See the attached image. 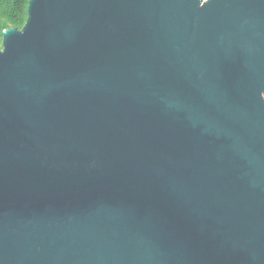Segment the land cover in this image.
<instances>
[{
  "label": "water",
  "instance_id": "95a60500",
  "mask_svg": "<svg viewBox=\"0 0 264 264\" xmlns=\"http://www.w3.org/2000/svg\"><path fill=\"white\" fill-rule=\"evenodd\" d=\"M0 264H264V0H30Z\"/></svg>",
  "mask_w": 264,
  "mask_h": 264
},
{
  "label": "trees",
  "instance_id": "16d2710c",
  "mask_svg": "<svg viewBox=\"0 0 264 264\" xmlns=\"http://www.w3.org/2000/svg\"><path fill=\"white\" fill-rule=\"evenodd\" d=\"M30 0H0V48L4 31L17 28L22 30L28 18Z\"/></svg>",
  "mask_w": 264,
  "mask_h": 264
}]
</instances>
